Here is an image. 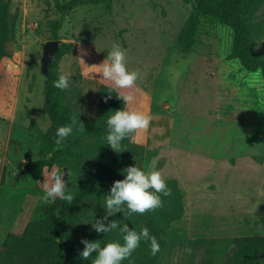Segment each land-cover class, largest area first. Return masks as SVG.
I'll use <instances>...</instances> for the list:
<instances>
[{"label":"rangeland","instance_id":"rangeland-1","mask_svg":"<svg viewBox=\"0 0 264 264\" xmlns=\"http://www.w3.org/2000/svg\"><path fill=\"white\" fill-rule=\"evenodd\" d=\"M191 9L184 0H109L107 5L76 7L65 17L57 38L71 44L55 63L57 73L66 57L79 58L71 64L73 77L63 103L83 116V93L89 89L90 97L99 84L112 85L101 79L95 66L107 58L113 44H119L126 53L127 69L140 76L130 90L112 86L118 93L131 92L132 103L140 101L141 111L152 117L146 132L130 136L143 146L140 168L145 173L160 171L164 180L176 179L182 157L188 168H197L203 163L201 157L214 154L245 169L256 163L264 181V75L227 58L232 33L215 19L202 22L189 52L180 51L176 37ZM55 15L51 0L9 4L8 56L0 60V248L6 233H20L28 221L42 216L50 203H42L43 183L59 169L55 163L40 170L22 165L49 156L38 151L40 135L49 124L42 110L40 57L42 44L51 39L49 23ZM256 21L262 32L254 47L264 53V4ZM174 153L181 155L175 164ZM210 177L205 170L197 180V194L205 199ZM182 194L193 196L186 187ZM100 205L98 219L105 215L104 203ZM186 205L189 214H204L202 222L208 225L223 212L207 201L199 207L188 206L189 201ZM80 209L87 216L85 222L93 218L88 205ZM116 215L109 220H117ZM112 233L111 242L118 241L119 230ZM130 259L137 262L134 252Z\"/></svg>","mask_w":264,"mask_h":264},{"label":"trees","instance_id":"trees-1","mask_svg":"<svg viewBox=\"0 0 264 264\" xmlns=\"http://www.w3.org/2000/svg\"><path fill=\"white\" fill-rule=\"evenodd\" d=\"M109 0H51L56 15L50 20V38L57 39L58 31L65 17L81 5H102ZM191 3L192 9L176 37L180 51L189 52L196 42V34L202 22L215 19L219 24L230 28L232 33L231 50L227 58L237 59L247 71H258L264 75V53L255 49L257 39L261 36V27L256 21V13L264 0H184ZM11 0L0 3V60L8 56L9 39V4ZM70 43L59 44L48 65V76L43 83L42 110L49 124L40 135L39 153L49 154L46 158L25 161L22 165L29 170H40L55 163L58 170L68 173V191L74 195L71 204L56 199L50 202L41 217L28 221L20 233L8 232L1 242L0 264H92L95 253L89 260L80 258L84 245L82 239L100 240L103 247L111 242L110 233L99 236L92 228L93 219H98L99 204H103L114 181L124 179L122 170L128 166H141L143 146L129 138L122 141L125 151L115 153L106 142L108 133L107 119L114 111L125 107L118 92L112 85L101 83L96 89L94 117H83L63 103L66 90L53 87L59 73L54 70L61 53L69 52ZM73 115L83 123L85 131H80L79 124L74 126L73 133L57 146L55 143L57 129L71 123ZM263 160V158H261ZM171 189L170 196L161 195L163 207L143 215L133 214L127 219L120 214L118 221L127 223L129 228L139 232L147 227L160 244V251L152 256L150 243L141 241L134 251L136 263L126 259L121 264H155L165 243L161 233L168 229L172 222L183 216V194L174 178L165 180ZM88 205V210L95 213L94 218H87L80 206ZM112 233V232H111ZM113 234V233H112ZM119 242L123 244L119 232ZM199 264H218L211 260H201Z\"/></svg>","mask_w":264,"mask_h":264},{"label":"crops","instance_id":"crops-1","mask_svg":"<svg viewBox=\"0 0 264 264\" xmlns=\"http://www.w3.org/2000/svg\"><path fill=\"white\" fill-rule=\"evenodd\" d=\"M96 89L90 97L83 93V117L95 116ZM126 107L139 111L143 108L140 101ZM180 156L174 153L172 163H177L175 159ZM180 160L181 169H177L174 179L181 192L186 187L193 196L183 195V216L162 232L165 243L155 264H199L201 260L218 264H264V181L257 164L245 169L224 158L216 159L214 154L201 157L203 163L197 168H188L185 157ZM205 170L211 174L206 199L197 194L200 187L197 180ZM188 201V206L193 207L202 206L205 201L210 207H222V215L208 225L202 222L201 212L188 213Z\"/></svg>","mask_w":264,"mask_h":264},{"label":"clouds","instance_id":"clouds-1","mask_svg":"<svg viewBox=\"0 0 264 264\" xmlns=\"http://www.w3.org/2000/svg\"><path fill=\"white\" fill-rule=\"evenodd\" d=\"M74 59L79 58L73 55L65 58L64 66L59 73L58 79L53 82V87L61 91L68 89L73 77L71 64ZM95 67L98 69L96 73L100 74L102 80L111 82L115 88L120 90L132 89L140 76L137 71L130 72L127 69L126 53L119 44H113L107 58ZM117 95L118 98L123 100L125 106L130 105L135 99L131 92L121 91ZM151 120L150 114L139 110H129L127 107L114 111V114L109 116L106 121L108 128L107 145L117 154L125 151L122 148V141L130 136L146 132ZM77 124H79L78 130L85 131L83 123L75 115L71 118L70 124L57 129V138L55 140L57 146L62 145L73 133L74 126ZM122 174H124V179L114 181L105 197L103 206L105 215L95 219V213H93L94 219L91 224L98 234H108L119 230L122 234L123 244L114 241L106 243L102 247L100 240L89 241L82 239L81 243L84 248L79 254L80 258L89 260L95 253L92 264H121L123 260L131 257L132 253L140 246L141 241L150 243L152 256H155L160 251V244L156 237L150 234L147 227H142L137 232L129 228L127 223L114 219L109 220V218L117 213H123L126 220L127 217L133 214L143 215L146 212L155 211L157 208L163 207L161 195L170 196L171 189L162 178L160 171L145 173L136 165L123 169ZM65 176L69 179L70 173L64 172L61 174L59 170L50 172L48 180L43 183L44 194L41 197L42 203L48 204L56 199L66 201L68 204L73 202L74 195L68 191ZM185 251L191 252L190 249H185Z\"/></svg>","mask_w":264,"mask_h":264},{"label":"water","instance_id":"water-1","mask_svg":"<svg viewBox=\"0 0 264 264\" xmlns=\"http://www.w3.org/2000/svg\"><path fill=\"white\" fill-rule=\"evenodd\" d=\"M60 41L58 39H48L42 44V54L40 57V70L45 79L48 76V65L51 62L53 55L58 51ZM64 171L67 172L66 167H64ZM67 176H65V179Z\"/></svg>","mask_w":264,"mask_h":264}]
</instances>
